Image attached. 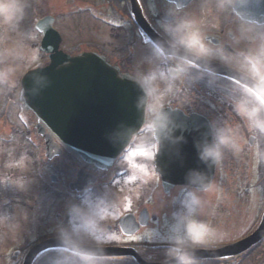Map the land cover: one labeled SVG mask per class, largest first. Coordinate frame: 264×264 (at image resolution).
Returning <instances> with one entry per match:
<instances>
[{"label": "rangeland", "instance_id": "1", "mask_svg": "<svg viewBox=\"0 0 264 264\" xmlns=\"http://www.w3.org/2000/svg\"><path fill=\"white\" fill-rule=\"evenodd\" d=\"M81 1L26 0L24 18L18 25H0V66H10L13 69L12 78L15 82L14 86L0 88V178L5 181V184L0 183V264H12V261H8L10 253L12 254L24 246L28 247L35 239L44 235L48 230L50 231L49 227L54 224L55 211L61 210L58 208L60 207L58 202L51 201L52 198L61 194L60 185H54L57 189L51 188V176L56 174L54 169L57 165L60 168L63 167L62 160L55 159L50 163L47 161L43 139L36 133V118L22 110V122L18 117L17 107H14L15 104L22 105L20 98H16L19 94V79H22L24 74L32 68L44 66L49 62L48 57L39 49L42 36L35 31L36 22L45 16L55 17L54 27L65 40L62 45L65 52L74 53L82 49L107 51L113 61L123 56H119L117 53L113 56L112 48L107 46L109 37H107L108 31L103 26V21L102 23L95 21L92 17L81 16L87 15L83 12L78 14L76 7H81ZM85 1L97 3L99 7L96 10L91 8V10L99 16L101 13L104 14V11L107 12V7H110V2L107 4L106 0ZM197 1V4H203L211 0ZM197 6L192 4L187 10ZM101 7H104L105 10ZM240 29L242 30V28ZM213 31L212 29L208 32ZM243 34L244 39L248 40L251 35L253 36L252 43L255 44L257 41L261 43L262 41V46H264V27L243 24ZM135 65L141 73L147 70L162 73V70L158 68V58L155 53H150L149 59H147L146 54L141 52V56L135 60ZM125 67L128 68V66ZM181 92L184 93L183 102L179 98L182 96L181 93L174 91L173 94L162 97L164 105L186 108L189 103L188 92L186 90ZM160 102L161 98H158L151 111H156ZM201 108L204 110V107L201 106ZM229 126L236 131L240 126L238 119L233 118ZM240 129L241 132H236L237 150L229 151L224 155L225 162H223L222 170L225 179L217 184V193H221L224 197L222 200L225 204L223 209H231V211L226 216L225 213L211 216L203 210L199 216V219L201 218L212 225L215 229V238L218 241L222 240L224 235L233 239L251 230L257 225L264 210V139L258 141L255 148L249 149L248 138L250 135L247 132V127H240ZM28 139L31 140V143ZM149 140L151 141L150 137ZM137 142L142 144L144 137ZM254 151L255 153L258 151V154H255ZM141 154L142 152L134 153V159L135 156ZM144 155L151 166V149H147ZM21 156L26 157L23 165L5 167L6 162L18 161ZM21 177L27 181L24 190L7 184L10 179L14 181ZM149 181L150 185L156 187L157 181L152 170H150ZM248 187H252V192L245 191ZM238 195L239 197H237ZM31 196L32 198L36 197L37 207L28 202ZM200 196L205 198L206 194L203 193ZM52 204L57 207L52 209L50 206ZM50 209L52 210L50 211ZM222 218L225 223L222 222ZM246 264H264V248L254 254Z\"/></svg>", "mask_w": 264, "mask_h": 264}, {"label": "flooded vegetation", "instance_id": "2", "mask_svg": "<svg viewBox=\"0 0 264 264\" xmlns=\"http://www.w3.org/2000/svg\"><path fill=\"white\" fill-rule=\"evenodd\" d=\"M139 1L147 21L163 37V34L159 30V23L166 19L169 9L177 3L167 0ZM196 1L194 0L184 7L180 14H190L195 17L200 22L202 29H204L209 44L213 47L223 48L225 53L231 57V65L225 64L220 60L214 62L237 70H239V66H244L247 70L248 66L245 63V57L254 56L262 45L257 41L253 45L254 48L251 47L252 44L249 45L250 47L247 46L245 41H243L242 30L238 28L237 24L230 22L241 21L234 14L233 10L236 0H234L230 8L223 11L216 9L214 0L203 4H197L198 1ZM106 2H110L111 8L109 14L111 21H117L122 24L117 33L119 32L121 36H124L128 33V29H133V31L138 33L133 23L135 20L132 15L131 0H106ZM94 4L97 5L95 2ZM192 4L198 6L187 10ZM212 29L214 30L213 32H208ZM145 44H148V42ZM149 48L155 51L153 45L150 44ZM115 52L117 53L116 50ZM108 57L111 59L110 55ZM112 64L118 66L126 73L134 74V70L131 67H125L128 66V61L125 59L112 60ZM160 66L165 71L167 70L168 62L160 61ZM194 74L207 77L213 84L211 87H214L211 90L213 95L203 105L206 107V117L211 123L215 122L217 125L219 121H222L221 126L224 125V122L228 124L229 113H226L228 111L225 107L229 106V102L226 99L229 94L224 92V90L233 91L239 85L226 78L203 72L196 67L192 69L191 75ZM146 131L145 129L141 135ZM149 147L148 142L135 146L131 144L109 169H95L77 160L70 152L64 151L61 156L56 158L62 160L61 165L63 167L60 168L57 165L54 169L56 174L54 173L51 176V188L57 189L54 185H60L61 187V194L56 195L57 197L52 198L51 201L53 203L58 202L60 204L58 208L61 210L55 211L54 224L49 227L51 230L35 239L28 248L35 246L48 237L57 238L58 228L68 225L70 222L69 208L80 206L94 224L92 234L84 235L85 243L89 248L95 249L97 243H99L104 249H109L110 255H104L105 264H137L133 256H127L122 253L113 254V251L120 250L134 251L147 262L163 263L164 253L169 243L168 238L172 235L173 214L183 211L182 202L188 192H196L198 195L203 193L188 187H176L166 193L161 186L159 187V184L161 185L159 183L161 181L160 176L156 177V187L150 185L149 177L152 165L150 166L149 160L143 154L135 156L134 159L133 151L134 148L137 151H142L145 148L146 150L149 149ZM228 152H225V154ZM223 162H225L224 158L216 169L214 178L216 184H220L225 179V174H223L222 170ZM89 179H95V182L90 183L83 191L79 192L72 189L73 183L80 182V185L78 183L75 186L79 188L82 183L87 182ZM249 190L250 188H247V191ZM217 192L218 190L208 193L205 198L201 196L207 201L204 210L211 216L221 213H225L226 216L231 209H223L225 204H223L222 200L224 197L221 193L218 194ZM35 200L36 197L32 198L31 196L28 202L30 205L36 206ZM50 206H52V209L57 207L54 204ZM221 220L225 223L223 218ZM96 224H98V227L95 226ZM72 226H76L75 221H72ZM255 229L256 227H253L243 235L234 237L233 239H229L228 235H224L225 237L223 236V239L220 241L215 238V235L212 246L207 250H218L217 252H219L246 238ZM133 235L136 237L135 240L132 239ZM25 248L27 247L24 246L19 249V254L15 256V264H23L24 256L27 252V250H24ZM261 249L262 244H258L244 253L237 250H234L232 253L222 251L217 256H196V258L200 261V264H246ZM59 252L60 249H57L42 254L36 264H53V260L58 256Z\"/></svg>", "mask_w": 264, "mask_h": 264}, {"label": "water", "instance_id": "3", "mask_svg": "<svg viewBox=\"0 0 264 264\" xmlns=\"http://www.w3.org/2000/svg\"><path fill=\"white\" fill-rule=\"evenodd\" d=\"M132 3L135 13L144 19L137 0H132ZM257 6L262 7L264 17V0H239L237 3L242 15L251 13ZM145 22L138 21L144 29L148 27ZM53 24L52 17H46L37 24V29L44 35L42 50L50 54L52 63L24 77L23 99L26 109L36 114L40 134L44 135L46 126L63 145L85 162L98 166L111 164L145 122V94L137 83L108 65L103 57L86 53L71 58L60 51L61 37ZM198 65L217 72V66L213 64ZM218 73L226 76L231 74L226 70H219ZM37 74L47 79L33 86ZM240 81L245 85L243 77ZM260 87L254 83L253 90ZM166 111L173 121L174 131L171 138L157 140L160 144L158 170L163 174L164 187L169 189L176 184H190L198 188L190 183L192 174L199 172L212 180L215 171V166L200 159L198 149V145L211 139L210 126L199 115L185 117L170 109ZM44 136L48 157L52 158L54 151L60 152L59 146L51 135ZM177 139L184 146L178 153L175 148ZM186 151L189 154L197 152L196 157H184ZM263 238L264 216L258 230L241 242V246L249 249ZM50 246L52 243L47 242L33 249L25 264H32Z\"/></svg>", "mask_w": 264, "mask_h": 264}, {"label": "clouds", "instance_id": "4", "mask_svg": "<svg viewBox=\"0 0 264 264\" xmlns=\"http://www.w3.org/2000/svg\"><path fill=\"white\" fill-rule=\"evenodd\" d=\"M218 11L230 8L234 0H214ZM26 0H0V25L16 26L24 18ZM183 8L174 4L167 12L166 19L159 23V30L165 38L166 47L157 44L155 54L159 61L168 62L167 70L163 73L146 71L129 74L126 78L137 83L148 101L147 108L151 124L156 132L157 140L171 138L174 128L168 111L165 110L162 97L171 95L176 90L177 81L191 79L193 67L198 64H211L220 60L231 65V57L223 48L209 44L200 22L190 14H180ZM247 70L239 66V71L246 81L245 87L237 86L226 97L234 112L244 121L253 142L264 139V46L254 56L245 57ZM13 69L10 66H0V88L14 86ZM259 78L261 87L253 92L254 80ZM46 77L34 78L33 86ZM163 85V88H161ZM161 98L159 108L151 111L156 100ZM211 139L198 145L200 159L206 164L217 166L224 158L225 152L237 150L236 131L228 124L210 125ZM26 160L21 156L18 161H8L5 167L23 165ZM10 179V178H9ZM0 183H4L0 178ZM190 183L198 186V191L204 194L218 190L214 180H209L202 173H193ZM7 184L24 190L27 181L22 177ZM183 191V189H181ZM207 201L196 192H188L182 202L183 211L173 214L172 235L168 238V247L164 253L163 264H200L195 253L207 250L214 242L215 229L204 220L199 219ZM70 222L59 227L57 239L60 242V252L53 264H105V256L100 253L104 248L97 243L95 249L89 248L84 235H91L94 230L93 222L80 206L69 208ZM72 221L76 226H72ZM98 227V224L95 225Z\"/></svg>", "mask_w": 264, "mask_h": 264}, {"label": "snow or ice", "instance_id": "5", "mask_svg": "<svg viewBox=\"0 0 264 264\" xmlns=\"http://www.w3.org/2000/svg\"><path fill=\"white\" fill-rule=\"evenodd\" d=\"M53 39H55V37H53ZM132 239H133V240H135V239H136V237L133 235V236H132Z\"/></svg>", "mask_w": 264, "mask_h": 264}]
</instances>
